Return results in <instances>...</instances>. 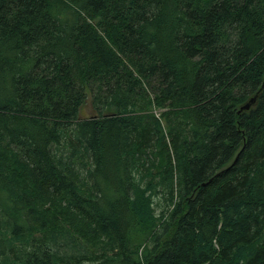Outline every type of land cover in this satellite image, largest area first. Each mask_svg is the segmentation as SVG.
Instances as JSON below:
<instances>
[{"label":"trees","instance_id":"1","mask_svg":"<svg viewBox=\"0 0 264 264\" xmlns=\"http://www.w3.org/2000/svg\"><path fill=\"white\" fill-rule=\"evenodd\" d=\"M0 264H264V0H0Z\"/></svg>","mask_w":264,"mask_h":264},{"label":"water","instance_id":"2","mask_svg":"<svg viewBox=\"0 0 264 264\" xmlns=\"http://www.w3.org/2000/svg\"><path fill=\"white\" fill-rule=\"evenodd\" d=\"M253 101V98L249 99L246 103H244L242 106H240V109H246L248 105Z\"/></svg>","mask_w":264,"mask_h":264},{"label":"rangeland","instance_id":"3","mask_svg":"<svg viewBox=\"0 0 264 264\" xmlns=\"http://www.w3.org/2000/svg\"><path fill=\"white\" fill-rule=\"evenodd\" d=\"M88 102V101H87ZM84 112H86V113H88L89 112V104L88 103H86V107H85V110H84ZM154 112V114L155 115H157L158 113H157V111H153Z\"/></svg>","mask_w":264,"mask_h":264}]
</instances>
